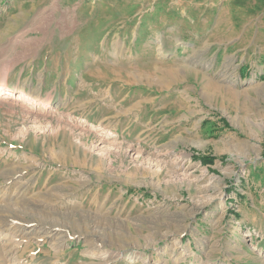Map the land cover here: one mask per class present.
<instances>
[{"label":"rangeland","instance_id":"obj_1","mask_svg":"<svg viewBox=\"0 0 264 264\" xmlns=\"http://www.w3.org/2000/svg\"><path fill=\"white\" fill-rule=\"evenodd\" d=\"M2 85L0 264H264V0H0Z\"/></svg>","mask_w":264,"mask_h":264},{"label":"bare ground","instance_id":"obj_2","mask_svg":"<svg viewBox=\"0 0 264 264\" xmlns=\"http://www.w3.org/2000/svg\"><path fill=\"white\" fill-rule=\"evenodd\" d=\"M4 96V95H8L9 97H16V95H14V94H11V92H9L8 90H7V88L5 87V86H0V97L1 96ZM2 96V97H3ZM1 97V98H2ZM21 96L19 95L17 98H20ZM9 178V177H8ZM9 180H11V178H9ZM8 224V227L11 229V230H13V229H15L14 231H12V232H17V233H21L22 235H23V237H25V242H30V241H32V240H41V239H44V237L45 238H48V237H50V236H55V235H58L60 232V230H62V228L61 227H56V226H54V228H51L50 229V231H47L46 229H44L43 228V226H38L37 224H34V225H32V228L31 229H25V231L23 232V230H20V229H18L19 228V226H18V228L16 227H11V225H15L14 223H13V221L12 222H10V223H7ZM7 224H5V225H7ZM34 226V227H33ZM8 229V228H7ZM16 230H18V231H16ZM10 231V230H9ZM64 242V240L62 239V237L61 238H59L58 240H57V242L54 244V246L55 247H57V246H59L61 243H63ZM14 249L12 248V249H8L7 251H5V253H6V256L7 257H9V259H13V255H14ZM15 261V260H14ZM15 264H17L16 262H15Z\"/></svg>","mask_w":264,"mask_h":264}]
</instances>
